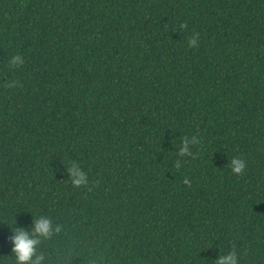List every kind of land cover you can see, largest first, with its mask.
Here are the masks:
<instances>
[{"label": "trees", "instance_id": "1", "mask_svg": "<svg viewBox=\"0 0 264 264\" xmlns=\"http://www.w3.org/2000/svg\"><path fill=\"white\" fill-rule=\"evenodd\" d=\"M35 215L45 264H264V0H0V264Z\"/></svg>", "mask_w": 264, "mask_h": 264}, {"label": "clouds", "instance_id": "2", "mask_svg": "<svg viewBox=\"0 0 264 264\" xmlns=\"http://www.w3.org/2000/svg\"><path fill=\"white\" fill-rule=\"evenodd\" d=\"M190 46L197 44V39L193 37L189 40ZM11 67H18L24 64V59L21 55L16 54L11 56L9 60ZM19 81L9 80L7 86L13 88L18 86ZM188 141L183 142V146L179 149L181 155L188 153ZM229 166L235 173H241L246 164L245 161L238 157H233ZM68 178L75 186H81L88 183L87 173L80 167L77 162H71L67 166ZM11 223L9 225H13ZM61 225L54 222L46 215H35L32 221L30 230L28 228L17 226L12 228V234L9 240L12 243V255L15 264H45L46 257L44 254H38L37 248L41 243V238H49L54 232H59ZM215 264H239L238 255L235 252L219 253L214 259Z\"/></svg>", "mask_w": 264, "mask_h": 264}]
</instances>
